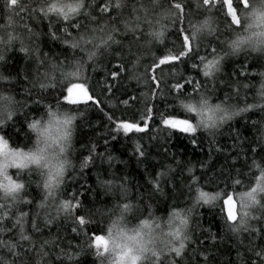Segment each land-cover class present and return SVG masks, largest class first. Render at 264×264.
Masks as SVG:
<instances>
[{
  "label": "snow or ice",
  "instance_id": "1",
  "mask_svg": "<svg viewBox=\"0 0 264 264\" xmlns=\"http://www.w3.org/2000/svg\"><path fill=\"white\" fill-rule=\"evenodd\" d=\"M192 2L196 10L205 13L203 18L190 19L192 10L188 0H0V21H3L0 23V64L18 44V50L33 58L36 65L31 75L27 71L24 74V80L31 85L24 89L28 97L25 100L17 99L8 87L15 78L0 72V264H65L66 261L81 264L85 256L93 257V264H183L187 249L196 243L190 229L193 208L201 204L218 209L228 229L237 236L238 245H243L240 234L248 233L247 259L237 251L240 264H264V121H253L260 124L259 143L249 144L247 151L234 152L227 178L218 183L208 181L210 185L216 184V190L205 191L200 183L203 175H194L192 167L187 169L191 181L188 188L193 193L190 207L173 203L165 216L156 215L153 199L164 193L162 185L168 183L171 165H162L160 171L150 174L148 191H138L133 197L127 177L111 170L115 157L110 153L97 154L95 144L88 147V155L80 158L79 168L82 173L94 166L98 158L108 163L107 177L98 174L97 181L105 195L113 198L112 205L84 214L80 212L82 202L75 194L61 198L66 176L70 169L76 168L70 158L75 122L85 115L82 109L90 102L115 125L112 131L126 136L147 134L148 121L158 117L159 125L166 129L193 136L198 129H203L214 138L234 118L252 110L264 113V72L259 73L261 79L253 103L245 100L241 106L232 102L233 95H240L241 86L250 87L249 83L241 85L239 81L233 85L232 94H226L220 102H212L214 82L223 71L225 58L249 52L264 57V0ZM44 20L48 21L51 38L67 46L63 53L65 61L49 59L48 53L41 54L38 48L27 43L35 33L25 21ZM165 21L174 29L171 47L166 43L170 29ZM185 21L187 27L183 26ZM134 46L136 52H132ZM124 49L135 56L128 69H125ZM69 52L71 58H68ZM148 56L150 62L138 73L141 62ZM104 57L109 58V64L112 59L120 61L115 66L119 71L107 69V75L115 79L120 71H128L129 79L155 88L145 94L152 99L158 95L167 98L174 91L172 102L166 103L164 110L155 104H145L143 111L121 113L120 118L114 112L104 111L87 74L89 66L95 72ZM189 64L202 74L204 81L189 79L178 72L180 65ZM245 74L241 71L237 75ZM165 75H179L167 92L161 87L168 83ZM209 84L213 85L211 91ZM187 85L192 86L191 91H187ZM49 89L58 93L54 104L45 102L43 93ZM34 90L39 97L32 101L38 106L36 114L31 119L25 114L28 131L22 146H13L6 129L16 127ZM101 91L111 93L112 89L108 86ZM120 103L127 107L129 100ZM233 132L235 148L239 132L235 129ZM192 142L195 144V139ZM133 150L138 158H146L139 140L134 141ZM216 150L224 149L218 146ZM11 169L16 170L15 175ZM34 175L38 177L35 181ZM224 175L222 169L221 176ZM32 183L40 192V200L35 204L37 211H32L34 200L29 198ZM39 209L44 210L42 221ZM61 214L72 219V233L87 237L84 243H77L73 248L69 240L64 246L66 237L51 234V226ZM97 214L99 220L95 218ZM104 217H107L106 223ZM253 221L261 226H253ZM45 229H49L47 236ZM211 238L215 240L216 236ZM257 239L262 243H255ZM200 255L207 264L209 254L201 252Z\"/></svg>",
  "mask_w": 264,
  "mask_h": 264
},
{
  "label": "trees",
  "instance_id": "2",
  "mask_svg": "<svg viewBox=\"0 0 264 264\" xmlns=\"http://www.w3.org/2000/svg\"><path fill=\"white\" fill-rule=\"evenodd\" d=\"M188 5L192 10L190 19L196 20L203 18L205 13L196 10L192 0H188ZM2 22L0 21V23ZM25 22L29 23V26L34 29L35 35L30 40H27V43L32 48H38L41 54L48 53L49 59L54 61H65V55L63 53H65L67 46L59 40H53L51 38L48 32L47 20L40 23ZM165 23L169 24L170 29L166 43L171 47L172 41L175 39L173 35L174 29L171 27L169 21H165ZM183 26H188L187 21H185ZM221 27H223L222 18ZM58 35L62 34L58 33ZM18 49L19 45L17 44L7 53L6 61L0 64V72L15 78L8 87L12 88L17 95V99L25 100L28 97L24 89L31 87V85L24 80V74L27 71L31 75L36 65L33 58L27 57ZM136 51V47L134 46L132 52ZM200 52L201 55L205 54L203 45L201 46ZM67 55L68 58H71L70 52ZM123 55L125 58V69H128L135 60V56L129 53L127 49H124ZM150 59V56L145 57L141 62L138 73L143 72V66L150 62ZM108 60L109 58L107 57L102 58L95 72L92 71L91 66H89L87 71V74L92 79L93 89L97 98L102 101L100 107L104 111L114 112L115 117L120 118L121 113L126 112L130 114L137 110L143 111L145 104L148 106L155 104L157 108L164 110L165 104L172 102V97L176 95L174 91L167 98L158 95L155 99H152L145 94L155 91V88L150 89L142 82L138 83L135 79H129L131 73L128 71H120L115 79L107 75V69L119 71L115 66L120 62L119 58L112 59L111 64H109ZM196 62L199 63L198 60ZM241 71H244L246 74L244 76L237 75ZM178 72H181L189 79L195 77L198 80L204 81L202 74H198L196 70H193L190 64L180 65ZM261 72H264V57L259 53H240L237 56L225 58L223 71L218 74V78L214 82L215 92L212 95V102H220L225 99L226 94H232L233 85L239 81L241 85L249 83L250 87L244 89L241 86L239 89L240 95L238 97L233 95L232 102L239 103L241 106H243L245 100L247 103H253V97L256 95V90L261 79L259 75ZM164 79L168 83L162 84L161 87L167 92L170 85L179 79V75L176 77L165 75ZM180 82L184 83L183 80H180ZM108 86L112 89L111 93L101 91L102 88L106 89ZM208 87L211 91L213 85L209 84ZM191 88V85H187V91H191ZM57 95L58 93L54 89H49L43 93V96L46 98L45 102L53 104L55 103ZM129 97H134L135 99H130ZM38 98L36 90H34L31 99L28 100V107L22 109L18 117L16 127L6 129L12 137L10 143L13 146L21 144L24 141L25 132L28 131L27 125L24 123L25 114H27L28 119H31L32 115L36 114L38 106L34 105L32 101ZM124 99L129 100L127 107L120 103ZM113 105H115V108L112 107ZM39 107H42V105ZM82 110L85 112V115L82 118H78L75 122L76 129L73 133V151L70 155L76 168L75 170H69L65 185L63 186L64 195L61 198H71L75 194L82 202L80 212L84 214L95 213L97 208L104 209L110 207L113 203V198L105 195L104 190L99 187L97 181L98 174L107 177L109 172L107 162H101L98 158L94 166L84 169L82 173L80 171V158L88 155V147L90 145H96L97 154L110 153L115 157L111 170L115 171L118 176L127 177L131 189V196L133 197L138 194V191L141 193L148 191L149 185L147 181L151 178L150 174L154 175L160 171L162 165H171L172 171L167 177L168 183L162 185L164 193L158 194L153 199L156 215L165 216L173 203L181 207L192 206L191 196L193 193L189 192L188 188V185L191 183L187 171L189 167L193 168L194 175H203L204 179L200 183L204 186L205 191L216 190V184L213 183L210 185L208 181L213 180L218 183L220 180L227 178L231 164V156L234 152L247 151L249 144H253L254 142L259 143L257 137L259 135L260 124H253V121H264V113L260 110H252L234 118L233 121L229 122V125H226L221 130L222 134L217 133L213 138V136L209 135L203 129H198L194 136L180 132L179 130L166 129L159 125L157 117L155 121H148L150 130L147 131V134L130 133L126 136L122 132L117 134L112 131L115 125L105 118L99 108L92 106L91 102L86 109ZM180 118H184L183 115ZM193 122H195L194 119ZM233 129L239 132V141H235V148V132H233ZM113 135L116 136V139H112ZM193 139L196 141L195 144L192 142ZM105 140H107V144ZM136 140H139L143 146V150L146 152V158H138V153L134 152V141ZM218 146H222L224 150L217 151ZM249 158H251V154H249ZM202 165L204 166L203 168L201 167ZM222 169L225 173L224 176H221ZM15 171V169L10 170L13 175H15ZM37 179L38 177L34 175L33 181ZM29 193V198L34 200L31 206L32 211H37L38 209H36L35 204L40 200V192L35 183H32ZM24 210H28V208ZM39 211L42 221L44 210L39 209ZM51 211L55 215L54 210ZM80 212L75 214H80ZM95 218L97 220L100 219L98 214ZM104 221L105 223L107 222V217H104ZM252 223L255 227L261 226L255 221ZM73 226L72 219L64 217L61 214L55 220L54 225L51 226V234L55 235L59 233L60 236L66 237L64 246L70 240L74 248L77 243H84L87 237L83 235L77 236V234L72 233L71 227ZM190 229L196 243L191 244L187 249L183 264H204L203 256L200 255L201 252H207L209 254L207 264H240V259L237 255L238 250L243 254L244 259H247L248 253L245 245L249 242L248 233L240 234L239 239L243 241V245H238L237 236L233 235L228 229L218 214L217 208L203 204L195 206L192 212ZM48 234L49 229H45V235L47 236ZM212 235L216 236L215 240L211 238ZM255 243L259 244L262 241L257 239ZM55 251L58 252L59 250L56 249ZM52 260H55V255H53ZM65 264H68V262L66 261ZM81 264H93V257H83Z\"/></svg>",
  "mask_w": 264,
  "mask_h": 264
}]
</instances>
